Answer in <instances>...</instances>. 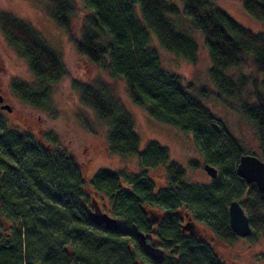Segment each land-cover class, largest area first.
<instances>
[{
	"label": "trees",
	"instance_id": "16d2710c",
	"mask_svg": "<svg viewBox=\"0 0 264 264\" xmlns=\"http://www.w3.org/2000/svg\"><path fill=\"white\" fill-rule=\"evenodd\" d=\"M43 1L50 19L71 38L75 1ZM179 1L184 16L167 0H83L88 12L81 14L75 46L111 78L124 81L132 104L146 107L155 121L190 134L206 164L222 167L236 178L235 167L244 152L223 122L193 96L191 85L161 68L151 40L167 53L195 62L196 40L174 21L186 16L190 28L203 37L207 73L217 94L238 98L245 92L247 100L238 102V110L263 140L264 30L243 27L214 0ZM239 2L241 10L264 27V0ZM0 33L37 80L33 86L12 79L11 92L23 104L43 107L49 84L64 75L60 56L31 25L4 11H0ZM242 66L248 68L246 74L239 69L233 73ZM231 68L233 74L228 73ZM78 90L80 103L106 126L109 152L136 158L138 173L99 169L86 180L64 150L50 152L30 132L7 129L0 112V210L10 218L4 222L9 234L0 224V264H223L208 241L187 235L183 225L191 216L205 217L207 223L217 224H212L216 238L235 240L226 206L242 193L251 232L264 238V198L254 184L241 180L234 188L228 182L208 187L186 183L183 168L169 159L166 147L151 139L141 146L130 115L108 89ZM209 93L203 87L197 94L203 98ZM155 173L164 180L157 186ZM235 189V194L223 197ZM90 190L107 201L105 213L121 223L118 231L90 222L92 201L98 205Z\"/></svg>",
	"mask_w": 264,
	"mask_h": 264
},
{
	"label": "rangeland",
	"instance_id": "374dc122",
	"mask_svg": "<svg viewBox=\"0 0 264 264\" xmlns=\"http://www.w3.org/2000/svg\"><path fill=\"white\" fill-rule=\"evenodd\" d=\"M74 1L77 12L70 21V38L47 15L43 0H0V11L9 13L31 25L46 44L60 56L65 69L64 75L58 82L49 84V98L43 107L33 108L23 104L11 92L10 80L20 79L33 86L37 85V80L30 74L26 61L6 43L0 33V95L3 98L2 103L10 107V112L0 109L2 116L6 119V128L21 133L30 132L36 142L50 152L52 149L64 150L79 164L86 180H89L99 169L118 173L122 170L127 175L138 173L136 158H120L109 152L105 139L106 126L98 122L94 113L80 103L78 90L80 86L108 89L110 94L121 102L125 112L130 115L133 130L140 138L141 146L145 140L151 139L166 147L169 159L183 168L186 183L208 187L212 184L228 182L232 184V187H237L241 179L236 175V178H232L222 167L212 165L217 171V176L214 179L210 178L203 169L207 162L195 147L190 134L152 119L147 114L146 107L131 103L121 78H111L100 65L90 62L77 51L74 41L80 33L83 21L81 14H86L88 11L84 7L83 0ZM167 2L174 3L182 14V4L179 0H167ZM214 3L250 31L264 30L261 23L249 18L241 10L239 0H214ZM174 21L179 28L196 40L197 59L191 63L181 57L173 56L161 49L152 39L151 46L155 49L153 50L159 58L161 68L178 75L183 84L189 83L193 96L198 97L200 102L223 122L244 154L261 159V145L264 139L258 138L254 125L238 110V102L247 100L245 92L238 98L219 96L208 77L209 60L202 35L190 28V20L186 16L174 18ZM234 69L231 68L228 73L236 74L238 69L244 74L248 72V68L244 66L233 71ZM203 87L210 93L201 98L197 93ZM248 101L253 102L252 99ZM152 177L156 186L164 182L162 174L155 173ZM236 189L224 193L223 197H228L230 193L235 194ZM89 195L98 201L102 211L107 212L106 200L100 199L93 190L89 191ZM245 198V193L240 194L237 199L240 206ZM227 207L228 205L226 211ZM243 212L249 217L244 209ZM191 218L190 221L195 225L194 232L209 242L223 264H264V238L260 233L251 232L246 238L236 237L233 241H224L214 236L212 224L214 226L217 224L207 223L205 217L191 216ZM8 219H10L8 215L0 210L2 230L9 234L10 230L4 223Z\"/></svg>",
	"mask_w": 264,
	"mask_h": 264
},
{
	"label": "water",
	"instance_id": "95a60500",
	"mask_svg": "<svg viewBox=\"0 0 264 264\" xmlns=\"http://www.w3.org/2000/svg\"><path fill=\"white\" fill-rule=\"evenodd\" d=\"M2 101L3 98L0 95V109L10 112V107L2 103ZM203 169L210 178L214 179L217 176V171L212 166L205 164ZM235 173L246 184H254L264 198V141L261 145V159L249 154L240 155L235 167ZM92 208L93 210L89 213V219L93 225L101 226L110 232L118 231L121 228V223L101 211L94 201H92ZM227 214L229 228L236 237L246 238L251 234L249 219L237 201L232 200L229 202ZM190 225V222H186L183 225V229H190ZM190 233L193 234L191 231ZM140 237L142 236L140 235Z\"/></svg>",
	"mask_w": 264,
	"mask_h": 264
},
{
	"label": "flooded vegetation",
	"instance_id": "af4514ba",
	"mask_svg": "<svg viewBox=\"0 0 264 264\" xmlns=\"http://www.w3.org/2000/svg\"><path fill=\"white\" fill-rule=\"evenodd\" d=\"M3 102V101H2ZM190 223H191V225H190V229H188V230H186V229H184L183 231L187 234V235H189V236H195V225H194V222H192V221H190ZM190 231L191 232H193V234L192 233H190ZM198 235V234H197ZM198 237H201V235H198ZM203 238V237H202ZM141 241H143L142 239H140ZM213 249V248H212Z\"/></svg>",
	"mask_w": 264,
	"mask_h": 264
}]
</instances>
